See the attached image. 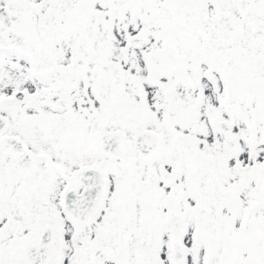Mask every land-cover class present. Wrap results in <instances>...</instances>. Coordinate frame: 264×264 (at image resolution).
Wrapping results in <instances>:
<instances>
[{
  "label": "snow or ice",
  "instance_id": "obj_1",
  "mask_svg": "<svg viewBox=\"0 0 264 264\" xmlns=\"http://www.w3.org/2000/svg\"><path fill=\"white\" fill-rule=\"evenodd\" d=\"M0 264H264V0H0Z\"/></svg>",
  "mask_w": 264,
  "mask_h": 264
}]
</instances>
